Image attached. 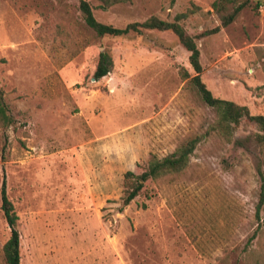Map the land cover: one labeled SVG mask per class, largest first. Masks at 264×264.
<instances>
[{
    "label": "rangeland",
    "instance_id": "374dc122",
    "mask_svg": "<svg viewBox=\"0 0 264 264\" xmlns=\"http://www.w3.org/2000/svg\"><path fill=\"white\" fill-rule=\"evenodd\" d=\"M86 1L118 28L177 22L195 38L213 97L264 116V0L206 36L232 5ZM101 52L113 68L94 81ZM188 57L170 31L95 36L77 0H0V90L13 119L0 126V188L4 177L20 264H264L263 133L244 117L222 130L220 112L181 78L195 74ZM195 137L186 168L146 182L122 208L126 172ZM9 238L0 209V264Z\"/></svg>",
    "mask_w": 264,
    "mask_h": 264
},
{
    "label": "trees",
    "instance_id": "16d2710c",
    "mask_svg": "<svg viewBox=\"0 0 264 264\" xmlns=\"http://www.w3.org/2000/svg\"><path fill=\"white\" fill-rule=\"evenodd\" d=\"M78 8L82 14L85 25L95 34L97 37L112 36L119 37L125 36L130 33H141L143 30H157V31H170L178 39L179 43L189 53L188 61L194 71V76L190 77L189 73L185 69H180V75L183 80L190 79V82L194 84L202 101L212 108H216L220 112V121L224 122L222 130L229 129L227 124H232L234 127L238 126L240 120L244 117L249 122L254 123L263 135L258 136V142L264 147V116L263 115H251L246 107L236 105L232 102L221 100L213 97L211 92L207 89L205 84L201 80L202 66L200 64V51L195 43V38L186 34L185 30L177 22H167L158 18L152 17L143 23H130L123 28L114 27L100 23L93 15V9L88 1L77 0ZM126 0H104L103 8L111 6L115 3L124 2ZM250 0H217L213 8L217 11L224 10L227 5H232V11L221 17L220 25L202 33L203 36L216 34L221 28H225L230 25L238 16V14L249 5ZM259 6L258 4L255 5ZM113 68V61L111 56L107 52L99 53V58L93 79L98 81L107 76ZM9 107L4 101L3 93L0 90V126L8 127L13 124V119L9 115ZM227 123V124H226ZM200 138L195 137L183 146L177 149L172 154L162 159H152L147 168L140 174H133L126 172L124 175L125 181V196L122 200V208L128 206L144 188V184L150 180H154L160 176L169 173H180L186 168L190 156L193 154ZM258 173L263 181V175L260 169ZM0 209L3 213L4 219L10 228V238L4 244L2 252L5 264H20V252H19V233L16 229L17 216L14 211L12 202L8 199L6 192V181L3 177L0 188ZM264 204V183L261 184L260 198L256 205V217H259L261 208Z\"/></svg>",
    "mask_w": 264,
    "mask_h": 264
},
{
    "label": "water",
    "instance_id": "95a60500",
    "mask_svg": "<svg viewBox=\"0 0 264 264\" xmlns=\"http://www.w3.org/2000/svg\"><path fill=\"white\" fill-rule=\"evenodd\" d=\"M94 80V79H93ZM95 81V80H94Z\"/></svg>",
    "mask_w": 264,
    "mask_h": 264
}]
</instances>
